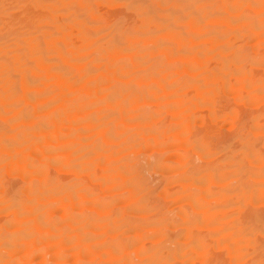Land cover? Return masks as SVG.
<instances>
[{
    "label": "bare ground",
    "instance_id": "1",
    "mask_svg": "<svg viewBox=\"0 0 264 264\" xmlns=\"http://www.w3.org/2000/svg\"><path fill=\"white\" fill-rule=\"evenodd\" d=\"M249 46L264 50V0H0V264H203L216 240L236 264L254 255L264 213H241L264 201V111L211 136L240 113L224 97L264 104ZM176 135L202 166L182 151L173 164Z\"/></svg>",
    "mask_w": 264,
    "mask_h": 264
},
{
    "label": "rangeland",
    "instance_id": "2",
    "mask_svg": "<svg viewBox=\"0 0 264 264\" xmlns=\"http://www.w3.org/2000/svg\"><path fill=\"white\" fill-rule=\"evenodd\" d=\"M107 11H108V10H107ZM111 13L113 14L114 12H111ZM111 13H108V14H111ZM106 14H107V12H106ZM112 14H111V15H112ZM192 28H194V27H192ZM192 28H190L189 30H191ZM194 29H195V28H194ZM194 29L191 30V31H194ZM189 30H188V33H189ZM195 31H197V30H195ZM190 33H192V32H190ZM194 33H195V32H194ZM194 33L192 34V36H194ZM196 33H197V32H196ZM189 35H191V34H189ZM250 47H251V50L253 49V50H255L256 52L260 51V49H261V48H259V50H258L257 48H256V49L252 48L253 46H249V47H248L249 50H250ZM262 49H264V48H262ZM251 50H250V51H251ZM253 50H252V52H253ZM256 52H255V53H256ZM260 52H262V53L264 54V50H262V51H260ZM259 56H260V55H259ZM263 57H264V56H263ZM179 63H180V62H179ZM181 63H182V62H181ZM176 64H177V63H176ZM179 65H180V64H178V66H179ZM180 67H182V66H180ZM260 70H261V73H262V74H259V75H263V74H264V70H262V69H258L256 72H258V71H260ZM259 73H260V72H259ZM257 74H258V73H256V76H257ZM259 78H264V76H263V77H260V76H259ZM234 80H235V78H234ZM233 82L235 83V81H233ZM232 84H233V83H232ZM233 85H234V84H233ZM243 92H244V91H243ZM243 92H242V93H243ZM221 93H223V92H221ZM244 94H245V93H244ZM221 95H222V94H221ZM223 95H224V96L226 95V97H227V95H229V93L225 91V93H223ZM223 95H222V97H223ZM230 98H231L230 96H229V99H228V98L225 99V97H224L223 99H224V101L226 100V101H225V104H226V105H225V104H223V105L227 106L228 104H229V105H230V104L233 105V103H235L236 105L234 104L235 107L233 106V108L235 109L236 106H237V107L239 108V112H240V113H239V114H237V113H230V114H228V115H224V116H221V117L217 118V120H215V121H212V122H213L212 125H214V127H213V126H212V127H213L214 129L211 127V128L213 129V130H212V134H213V135H211V136H215V138L218 137V139H217V138H216V139H217L218 141H221V142H217V141L214 139V140L216 141V143H217V144H216V143H214L213 140H212V143L215 144L214 146H216V147H219V146L221 145V143H222V142H225V140H227L228 138H230L231 135H232L231 137L234 136L235 132H237L238 124H240V123L245 119V116H247V114H248V115H249V114H255L254 112H256V111H257L256 113H260V111H261V113H262V112L264 111V104H263V103H258V104H256V103L251 104V103H250V104H249V103H247V102H245V101H241V102H239V101H237V100H232V99H231V101H229ZM227 99H228V100H227ZM224 101H223V102H224ZM227 101H228V103H227ZM232 101H234V102H232ZM229 102H232V103H229ZM230 106H231V105H230ZM227 107H228V106H227ZM224 108H225V107H224ZM238 108H237V109H238ZM235 110H236V109H235ZM236 111H237V110H236ZM237 112H238V111H237ZM201 115H202V113H200L198 117L195 116V117H196V120L199 119V120H197V121L195 120V117H194V119H193V117H191V120H193L194 122H197V124L195 123V124H196V128L203 127V126H202V121H201L203 117H202ZM188 120H189V119H187V122H188ZM198 121H199V122H198ZM189 122H191V121L189 120ZM199 123H200L201 125H200ZM210 125H211V124H210ZM215 128H216V130L219 131L220 134L218 133V131H217L218 134L216 133ZM199 129H200V128H199ZM196 130H197V131H196ZM198 132H199L198 129H195V126H194V127L189 131V133H187V134H188L189 136H190V135H191V136H192V135L195 136ZM214 132H215V133H214ZM216 134H217V136H216ZM178 135H180V134H178ZM178 135L174 136L173 138H171V140L168 141V146H169V143H170L171 141H172V143H170V146L167 147L168 150H169V151L167 150L168 153L165 152L166 155L168 154V155H167L168 158L170 157L169 159H171V157H172L171 160H172L173 164H177V165H178V163H179V162H178V159L176 158V154H177V153H181V151H182L183 154H184V152L186 153V154H184V155H186V156H187V155H189V156H192V155H193V154H192V152H193L192 146H190V145L185 146V144L183 145V143H182L183 140L180 141V140H181V137H177ZM218 135H219V136H218ZM262 135H263V134H262ZM262 135H261V140L264 139V135H263V137H262ZM191 136H190V137H191ZM194 136H192V138H193ZM220 136H222L223 138L220 137ZM227 137H228V138H227ZM211 138H212V137H211ZM179 141H180L181 143H178ZM173 142H174V143H173ZM262 142H263V143H262ZM173 144H175V145H173ZM210 144H211V143H210ZM213 144H212V145H213ZM181 145H182V146H181ZM258 145H259V146H258ZM258 145H257V149L263 148V151H264V141H261L260 144L258 143ZM176 146H178L179 148L177 147V148L175 149L174 147H176ZM189 147H190L191 149H190ZM216 147H213V148H216ZM259 147H260V148H259ZM167 148H166V149H167ZM260 150H262V149H260ZM177 151H178V152H177ZM191 151H192V152H191ZM261 152H262V151H261ZM262 153H263V155H264V152H262ZM160 155H161V156H160ZM160 155H159V156L162 157L163 159H164V157L166 156V155L164 154V152L161 153ZM164 155H165V156H164ZM5 156H6V155H5ZM189 156H188V157H189ZM7 157H9L8 159L11 158L10 156H6V158H7ZM173 157H174V158H173ZM190 158H192V157H190ZM8 159H7V161H5L6 163H3V164H5V165H4L5 167H4L3 165H1V166L4 167L3 170H5V168L7 167V168H6L7 171L5 170V172L2 170L3 167H1L2 172H4L5 174H6L7 172H8L9 174H11L10 171H9L10 168H9L8 166H14V168L11 167V169H13V170H15V169L18 170V169H19V168L17 169V165H16V163H14V165H13V163L10 164L11 161L8 160ZM169 159H168V160H169ZM165 160H167V158H165ZM189 160H191V159H189ZM192 160H195L194 155H193ZM200 161H201V162H200ZM263 161H264V160H263ZM263 161H262V162H263ZM8 162H9V163H8ZM169 162H170V161H169ZM196 162H198L199 165H200L201 163H202V164L205 163V162L203 163V161L200 160V159H199V160H198V159L195 160V162L193 161V163H196ZM262 162H260V163H258V164H255V165H257V168H258L257 170H256V167H255V166H251V167H252V170L254 169V170H255V171L253 170L254 172H257V171L259 172V169L262 167V168L260 169V171H263V170H264V162H263V163H262ZM193 163H192V165H193ZM7 164H9V165L6 166ZM173 164H172V165H173ZM198 164L196 163V166H197V167L199 166ZM202 164H201L200 166H202ZM260 164H261V165H260ZM15 165H16V167H15ZM18 165H19V164H18ZM194 165H195V164H194ZM19 166H20V165H19ZM19 166H18V167H19ZM13 170H12V171H13ZM53 170H56V169H55V168H53V169L51 168V174H52ZM19 171H20V169H19ZM56 171H57V170H56ZM56 171H55V172H56ZM17 172H18V171H17ZM13 173H14V171H13ZM13 173H12V174H13ZM15 173H16V172H15ZM182 173H183V174H182ZM12 174H11V176L6 175V176H8L7 178H8V180L11 182V184H18V185H20V183H21V185H23V183H24L23 179L20 178L19 175H18V176L16 175V176H17V181H16V176H15V175H12ZM16 174H17V173H16ZM56 174H60V172H56ZM56 174L53 173L52 175L56 176ZM185 174H187V173H186V171H184V170H183V172H182V171L178 172V173L175 175V177H174V183H173L174 186L172 185V188H170V187H169V188H170V189H173V190H174V188H175V189L177 190V186L180 187V185H178V183H177V182L179 181L178 179H180L181 176H182V178H183V177L185 176ZM61 175H62V174H61ZM183 175H184V176H183ZM10 178H11V179H10ZM19 178L21 179V182H20V180H18ZM14 179H15V180H14ZM180 180H181V179H180ZM250 180H251V178H250ZM253 181H254V180L252 179V181H250V182H253ZM16 182H17V183H16ZM22 182H23V183H22ZM94 186L98 188V187H99V184H94ZM173 187H174V188H173ZM189 188H190V187H189ZM179 189H180V188H179ZM191 189H192V188H190V190H191ZM195 189L197 190V188H195V186H194V189H192V190H194V192H198V191H199V190H198V191H195ZM198 189H199V188H198ZM176 190H175V191H176ZM190 190L188 189V190H187L188 192H185L186 194L184 193L186 196H184V195L182 196V195H181L182 197L179 198V199H181L180 201H179L178 198H177V199L175 200L176 203L174 202V203H173L174 205L172 204V206H175V205H176L175 207L180 208L182 205H184V204H185V201L183 202L184 204H183L181 201H183V199H185L186 197L189 196V194H187V193H189V192L192 193V192H193V191H190ZM191 193H190V195L193 194V193H192V194H191ZM187 195H188V196H187ZM184 197H185V198H184ZM182 198H183V199H182ZM201 198H203V197H201ZM162 199H164L163 196H162ZM204 199H205V198H204ZM255 199H258V200H256V201H257V202L259 201V203L255 204L256 201L253 202V203H251L252 201H249V202H250V205H251V204H252V205L248 207V205H249L248 203H249V202H247V203L245 204V207H244V211H245L244 213H246V214H244L243 212L241 213V215L243 214V216H245L247 219H249V218L251 219L252 215H254L253 218H255V217H258L259 215H263V213H264V201L261 200L262 197H261V199H260L259 197L255 198ZM255 199H254V200H255ZM263 199H264V197H263ZM164 200H165V199H164ZM177 200H178V201H177ZM201 201H202V199H201ZM203 201H204V200H203ZM205 201H207V200H205ZM260 201H263V202H260ZM172 202H173V201H172ZM178 202H179V203H178ZM254 204H255V205H254ZM250 207H251V208H250ZM247 208H248V210H250V211H252V210L254 209V211H253V212H249V211H247ZM174 209H176V208H174ZM190 210H191V208H190ZM255 210H256V212H260V213L257 214V213L255 212ZM191 211H192V212H193V211L195 212V210H191ZM194 212H193V215H194V216H195V214H196V216H200V217H201V214H200V213H199V214H200V215H199V214L196 213V212H195V214H194ZM247 212H248V213H247ZM253 213H254V214H253ZM261 213H262V214H261ZM197 214H198V215H197ZM248 215H249V216H248ZM250 215H251V216H250ZM196 216H195V217H196ZM215 216H216V214H215ZM219 216H220V215H218V217H219ZM221 216H222V215H221ZM259 217H260V216H259ZM261 217H262V216H261ZM263 217H264V216H263ZM196 218H197V217H196ZM253 218H252V219H253ZM215 219H221V217H220V218H215ZM177 222H179V223L182 222V219L179 218ZM198 229L200 230V229H205V228H198ZM206 229H207L206 231L209 232L208 228H206ZM195 230H197V229H195ZM195 230H194V231H195ZM201 231H202V230H201ZM206 231H203V233H202L203 236H200V238L206 236V234L208 235V233H207ZM178 232H179V233H178ZM178 232H176V233L173 234V238H174V235H175V234H176L175 236H177V238H176V237L174 238L175 240H177V239L180 238L179 236L181 235V233H180L181 231H178ZM205 232H206V234H204ZM197 233H199V232H197ZM193 234H194V233H193ZM195 234H196V233H195ZM199 235H200V234H199ZM199 235H197V237L191 235V241H192L193 244H194V241L197 240V238H199V237H198ZM258 236H259V235H256V239H254V240H255V242L257 241V242H256L257 244H259L258 241H259V242L261 241L260 244L257 245V246H259V249L257 248V246H256V248H254V247L252 246V247H253V250H251V249H249V247H247L245 253H246V255L248 254V252L251 254L252 251H255L254 249H256V251H257V249H258V250H260V252H258V251L256 252V251H255L253 254L255 255V253H256L257 256H260V254H261V255H262L261 258L264 259V256H263V253H262V252L264 251V249H263V248H264V245L262 246V244L264 243V241H263V240H264V235H262V236L260 235L261 238L263 237V240H260V236H259V237H258ZM193 237H195V238L192 239ZM206 237H207V236H206ZM257 238H259V239H257ZM210 240H212V241H209V244H210V245L207 244L208 246H206V248H208L209 246L212 247V245H211V243H210V242H212V243H213V247L215 246V244H216L217 247H218V246L222 247V248H220V249H222V254H218V256H220L219 258L216 257L217 255H215V256L213 255V257H214V258L216 257V258H215V259L213 258V260H210L212 257H211V256L208 257V256H209L208 252L210 253V251H208V249H209V248H208V249H207V257L204 259V261H202V262H204L203 264H207V263L209 262V260H210V264H212V263H215V264H220V263H221V264H223L224 262L226 263V261H227L229 258H230V259L232 258L231 256H229V252L227 253V249H226V247L223 248L225 245L223 246V243H222V242H219V243H222V244H218V243H216V242H218L219 240H216V242L214 241V242H215V244H214L213 239L210 238ZM187 241H188V244H187ZM185 242H186L185 245H186L187 248H188L187 251H188V253H190L191 250H192V245H189V244H191V243H189L190 240H189V239H188V240L186 239ZM195 242H196V241H195ZM207 242H208V241H207ZM261 243H262V244H261ZM221 245H222V246H221ZM188 246H191V250H190V247H188ZM217 247H214V249H215L214 252L212 251L214 254H217L216 252H218V253L221 252V250H218L219 247H218V249H217ZM252 247H251V248H252ZM261 247H262V248H261ZM39 248H40V246H39ZM45 248H47V246H46ZM49 248H50V247H49ZM49 248H48V249H49ZM260 248H261V249H260ZM48 249H47V250H48ZM212 249H213V248H211V250H212ZM216 249H217V250H216ZM223 249H225V250L223 251ZM248 249H249V250H248ZM39 250H40V249H39ZM39 250H37V251H39ZM47 250H46V251H47ZM189 250H190V252H189ZM250 250H251V251H250ZM261 250H262V251H261ZM35 251H36V250H35ZM37 251H36V252H37ZM49 251H50V249L47 251V255H48V252H49ZM247 251H248V252H247ZM40 252H41V251H40ZM40 252H39L38 254H40ZM50 252H52V251H50ZM50 252H49V253H50ZM212 252H211V253H212ZM213 253H212V254H213ZM223 253H224V255H223ZM225 253H226V254H225ZM258 253H259V255H258ZM38 254H37V255H38ZM50 254H52V253H50ZM194 254H196V257L193 255V252H192V255H191V253H190L189 255L187 254L188 257H189L190 259L188 258V259H189V260H188V259H187V256H185V257H186L185 260L187 259V261H185V260L183 259V260L185 261L184 263H181V260L179 259L180 264H200V263H201V262H200V261H201V258L203 259V257H201V255H199V256H200V258H199V257L197 256V253H194ZM227 254H228V255H227ZM35 255H36V253H35ZM35 255H34V256H35ZM52 255H53V254H52ZM52 255H51V256H52ZM190 255H191V256H190ZM226 255L229 256V258L225 261V258L227 257ZM248 255H249V254H248ZM254 255H251L250 258H249V256H248V259H247V258H246V259H243L240 263L243 262L242 264H245L247 261L249 262V260H251V258H253ZM256 255H255V256H256ZM51 256H47V258L49 257V258L52 259ZM222 256H224L225 258H223ZM257 256H256V258H257ZM191 257H193V258H195V259L197 258V261H196V260L191 261V260L193 259V258L191 259ZM221 257L223 258V261L220 260V263H219V259H222ZM207 258H208V259H207ZM209 258H210V259H209ZM217 258H218V260H217ZM198 259H200V260L198 261ZM206 259L208 260V262H207ZM35 260H38V259H35ZM35 260H33V261H35ZM48 260H50V259H48ZM216 260H217V261H216ZM231 260L233 261V259H231ZM231 260H229V261H227V262H229V264H230V261H231ZM39 261H40V259L38 260V262H39ZM176 261H178V260H176ZM179 261H178V263H179ZM205 261H206V262H205ZM212 261H213V262H212ZM232 261H231V264H236V263L239 262V261H238V262H235V260H234L233 262H235V263H232ZM244 261H245V262H244ZM186 262H187V263H186ZM211 262H212V263H211ZM216 262H218V263H216ZM175 263H176V262H175ZM240 263H239V264H240Z\"/></svg>",
    "mask_w": 264,
    "mask_h": 264
}]
</instances>
